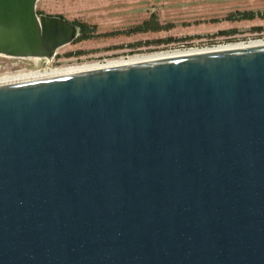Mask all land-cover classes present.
Listing matches in <instances>:
<instances>
[{"label":"water","instance_id":"1","mask_svg":"<svg viewBox=\"0 0 264 264\" xmlns=\"http://www.w3.org/2000/svg\"><path fill=\"white\" fill-rule=\"evenodd\" d=\"M37 1L0 0V264H264V40L50 68Z\"/></svg>","mask_w":264,"mask_h":264},{"label":"rangeland","instance_id":"2","mask_svg":"<svg viewBox=\"0 0 264 264\" xmlns=\"http://www.w3.org/2000/svg\"><path fill=\"white\" fill-rule=\"evenodd\" d=\"M36 11L85 24L92 35L78 40L79 31L70 43L57 48L50 68L244 43L264 36V0H38ZM239 13L263 15L252 20L234 19ZM145 23L159 28L135 31ZM257 27L263 30L257 32ZM231 30L235 32L220 34ZM74 52L81 54L69 55ZM27 68H32L28 61L0 56V73Z\"/></svg>","mask_w":264,"mask_h":264},{"label":"bare ground","instance_id":"3","mask_svg":"<svg viewBox=\"0 0 264 264\" xmlns=\"http://www.w3.org/2000/svg\"><path fill=\"white\" fill-rule=\"evenodd\" d=\"M233 44H238V43H229V44L217 45L215 47H221V46H227V45H233ZM215 47H210V48H215ZM210 48L206 47V48L195 49V50H182V51L176 50V51H163V52L150 53V54H137V55H133V56L128 57V58H121V59L119 58V59H115V60L114 59L109 60V61H106L105 63H92V64L86 63L83 65H78V66L76 65V66H69V67L66 66V67H61V68H70L71 67V68H81V69H94V68H100V67H105V66L129 63V62H134V61L152 59V58H157V57L181 54V53L210 49Z\"/></svg>","mask_w":264,"mask_h":264},{"label":"trees","instance_id":"4","mask_svg":"<svg viewBox=\"0 0 264 264\" xmlns=\"http://www.w3.org/2000/svg\"><path fill=\"white\" fill-rule=\"evenodd\" d=\"M255 17L254 13H239L237 15V17H235L234 19L237 20H250L253 19ZM233 19V18H231ZM74 24L78 25L81 29V35L79 36L78 40H85L88 39L90 37H92V35L88 34L87 32H89V29L86 27L85 24L82 23H77L74 22ZM159 28L158 25L155 26H149V23H145L143 28H136L135 31H156ZM225 33V32H224ZM223 32H221V34H224ZM227 33V32H226ZM171 40V39H169ZM73 54H81V52H74V53H70L69 55H73Z\"/></svg>","mask_w":264,"mask_h":264},{"label":"flooded vegetation","instance_id":"5","mask_svg":"<svg viewBox=\"0 0 264 264\" xmlns=\"http://www.w3.org/2000/svg\"><path fill=\"white\" fill-rule=\"evenodd\" d=\"M261 15H263V14H261ZM261 15H259V14H255V18L260 17ZM250 20H252V19H250ZM73 24H74V23H73ZM74 25H76V24H74ZM76 26L79 28V31L81 32L80 27H79L78 25H76ZM254 30H257V32H261V30H263V28H261V27H257V28H254ZM222 32H223V31H222ZM224 32H225V33H224ZM224 32H223L224 34H231V33L235 32V30L224 31ZM226 32H227V33H226ZM220 34H221V32H220ZM232 40H236V39L231 38L230 41H232ZM255 40H264V36L259 35L258 37H255V38H253V40H249V41H255Z\"/></svg>","mask_w":264,"mask_h":264}]
</instances>
